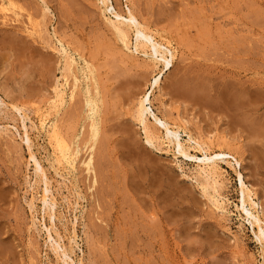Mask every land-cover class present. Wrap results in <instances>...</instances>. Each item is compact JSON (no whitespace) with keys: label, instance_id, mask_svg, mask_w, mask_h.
<instances>
[{"label":"rangeland","instance_id":"rangeland-1","mask_svg":"<svg viewBox=\"0 0 264 264\" xmlns=\"http://www.w3.org/2000/svg\"><path fill=\"white\" fill-rule=\"evenodd\" d=\"M11 2L17 18L0 12V264H264L251 226L235 208L233 170L221 164L220 192L227 202L221 214L195 183L194 160L178 157L172 148L163 147L165 155L144 145L133 106L160 67L144 63L140 54L129 57L95 0ZM110 2L119 13L130 7L177 49L152 94L153 111L184 120L192 137L217 149L218 139L229 141L226 149L240 157L239 171L264 211V0ZM28 18L39 32L34 37L24 33ZM57 39L77 67H91L96 82L90 89L99 107L98 134L89 141L82 94L68 100L73 77L67 78L58 124L78 158L74 178L66 177L67 168L60 171L65 182L49 166L45 134L30 129L36 108L50 118L46 103L56 81L62 83L60 55L52 51ZM186 90L194 100L204 95L203 101L194 103ZM236 94L239 102L224 106L223 99ZM23 126L45 172L46 195L55 201L52 221ZM52 226L49 241L46 230Z\"/></svg>","mask_w":264,"mask_h":264},{"label":"bare ground","instance_id":"bare-ground-1","mask_svg":"<svg viewBox=\"0 0 264 264\" xmlns=\"http://www.w3.org/2000/svg\"><path fill=\"white\" fill-rule=\"evenodd\" d=\"M11 1L0 0V12L4 14V18H6L5 13L7 12H10L15 18L19 16L18 13L14 11L15 6L14 3H12ZM95 2L100 7L102 14L105 15L106 23L109 26V28L113 31L117 41L122 45V48L125 51L131 53L129 54V57L133 59H137L138 57L132 54L135 53L137 55L140 54L142 55L143 58L141 60L144 63H150L154 68L160 67L159 72L148 80L147 82L148 88L136 98V102L133 106L135 108L133 110L132 118L134 120V123H136L141 129L144 145L148 149L155 150L165 155H167L168 151H165L162 148L163 147L167 149L172 148L173 150L174 149L176 150L177 154L175 153V155H178V157H181L183 159L194 160L196 164L193 169L195 174L193 179L195 183L199 186L203 196L209 200L208 202L211 203L213 209L221 214L225 213L226 211L225 206L227 203L225 197H223L220 192L223 188V178H224L223 177L224 170L222 171L223 168H221V164H224L226 168L233 170L239 191L238 204L235 206V208L238 212L240 211L242 215L245 216L247 222L251 226L255 240L260 245L261 251L264 254V211L261 208L259 209L260 206L258 205L257 202H255L256 199L255 194L245 184L243 180L242 174L239 171L240 163H241L240 157H238L232 149L231 151L233 152H231L229 150L230 149L229 147H228L229 149H226V147L229 146V141H227L226 139L219 141L218 139V142H220L221 144L220 143L218 144L217 142L218 144V149H217L212 146L213 143L211 141H207V142L202 141L199 138H195L194 135L192 137L191 132H189V130L186 128V122L184 120L177 118L175 120L170 121L165 116L153 111L152 99H151L152 94L153 92H155V90L159 89L161 78L172 67L173 61L177 55V49L170 43V41L161 38V36L160 37L157 36L153 31H151L149 28L144 26L141 23V21H139L138 17L135 15L133 10L127 5L125 12L119 13L118 11L115 10L110 0H95ZM16 7L18 8V10L20 9L18 6ZM24 33L27 34L29 37H34L37 34H39L35 25L31 23L30 18H28V24L25 27ZM133 38L134 41L132 43ZM56 43L58 44V49L55 47L54 49H52V51H55L60 55L58 62L60 64L59 69H60V77L62 78V83H60L58 80L56 81V83L53 85L54 87L51 92L52 97L51 98L49 97L50 99L46 103L45 106L46 116L47 117L49 116L50 118L49 119L43 118V113L40 112L39 110L40 108H36V122L34 123L35 125L32 123L30 124V129H32L37 133L39 132L45 134L47 144L50 149L49 166L53 171L54 176H58L62 178V180L65 182V180H67L66 177L68 176L73 177V174L76 170V161L78 158V149L75 147L74 142L72 141V139L68 138V135H66V133L61 130V127L58 124L59 123L58 115L66 103L64 96H67L65 95L67 92L64 90V86L65 83L67 82V78L71 76L73 77L71 88L68 89L70 91L68 92V96H67L68 100L71 101L77 92H80V94H82L80 96L83 99V102L81 101L83 106L82 105L81 106L83 107L84 112L86 113L85 114L86 116L84 115L85 116L84 120H86V123L88 122L87 133L89 135V141H93L98 134L97 115H98L99 107L90 89L91 86H94L96 82V80L92 76L93 71H91V67H89L88 64H86V66L84 65V67H80V68L77 67V62L75 61L74 57L67 52L63 44L58 39L56 40ZM77 75H80L83 81V86H81L80 89H78V87H80L79 86L80 79L77 77ZM178 84H182V82L181 83L179 82ZM188 85L186 86V88L188 87ZM198 85H200V83L197 84V87H199ZM202 85L204 86L203 83ZM191 86L192 85H190L189 88H191ZM182 88H185V85L184 87L182 86ZM182 88L180 89L182 90ZM195 89L198 90V88ZM200 90L201 89H199L198 92H200ZM198 92L195 91V93ZM188 93L189 96H192V94H194V92L190 94L189 91ZM201 93L204 92L201 90ZM234 93H237V91H234ZM198 94L201 95L200 93ZM182 95H184V93ZM182 95L180 97H182ZM202 96L204 95H201V97ZM201 97H199L200 100L203 99V97L202 98ZM194 98L195 97L192 96L193 101H195L196 99L197 101L199 100L198 98L194 100ZM185 99H187V97ZM189 99H191V97ZM219 99H221V97ZM231 99L234 101H232ZM238 99L240 100L241 97L240 95L236 94L235 97L232 96L228 98V100L226 101L225 99H223L224 100L223 104L226 107L227 106L230 107L229 104L232 105V103L234 102V106H235V104H237ZM197 101H195L194 103H196ZM222 101L218 103L219 106ZM243 101L244 100L240 102L243 103ZM249 102L251 101H248V103ZM77 104H81V103L77 102ZM235 109L237 108L235 107ZM75 110H77V108ZM78 111L80 110H77L76 115ZM224 111L226 112L227 110ZM236 112H238V109ZM77 116L79 117V115ZM73 117L72 115L70 116V118ZM149 121L152 123V125H149ZM251 126L252 125L247 127V129L249 128L250 130ZM23 130H24L23 139L26 143L29 160L33 163L34 166L33 169L34 173L38 174L43 179V182L46 186V189H44L42 201L47 202L50 205L51 212L48 214V218L49 220L52 221L53 206L55 205V201L53 197L46 195V192H48L47 190L48 183L45 172L31 151L30 140L25 126H23ZM254 130H256V128ZM102 143L103 142H101V144H98V146L102 145L103 147ZM221 145L225 147V149L222 148ZM213 148L217 150L215 151ZM64 168L65 169L67 168L66 170L68 171L67 172L66 170H64L67 175V176L65 175L66 177L63 176L60 172L61 170L63 171ZM69 178L70 177H68V179ZM64 186L66 185L64 184ZM69 189L70 188L66 186V190ZM68 204H70L69 200H68ZM32 208L33 207L31 206L30 209ZM50 230L53 231V226L50 227L49 230H46L47 238L49 241L52 240ZM73 237L74 238L76 237L74 233H73Z\"/></svg>","mask_w":264,"mask_h":264}]
</instances>
